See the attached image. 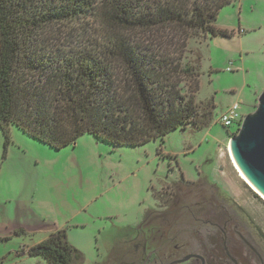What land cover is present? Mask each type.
Returning <instances> with one entry per match:
<instances>
[{"label": "rangeland", "instance_id": "1", "mask_svg": "<svg viewBox=\"0 0 264 264\" xmlns=\"http://www.w3.org/2000/svg\"><path fill=\"white\" fill-rule=\"evenodd\" d=\"M216 26L227 34L190 40L187 53L200 66L197 103L215 105L208 129L115 150L86 135L61 151L18 128L9 135L0 129V264H48L28 251L60 229L81 255L79 264H135L134 243L144 238L157 197L167 199L163 189L200 181L208 192L203 177L221 185L222 213L237 221L264 263V199L230 159L237 125L219 121L237 102L243 118L254 113L264 92V0H236L220 11Z\"/></svg>", "mask_w": 264, "mask_h": 264}, {"label": "trees", "instance_id": "2", "mask_svg": "<svg viewBox=\"0 0 264 264\" xmlns=\"http://www.w3.org/2000/svg\"><path fill=\"white\" fill-rule=\"evenodd\" d=\"M235 1L0 0V129L55 151L86 135L115 150L208 129L215 105L197 103L188 46L227 34L217 19ZM28 254L81 259L65 229Z\"/></svg>", "mask_w": 264, "mask_h": 264}, {"label": "flooded vegetation", "instance_id": "3", "mask_svg": "<svg viewBox=\"0 0 264 264\" xmlns=\"http://www.w3.org/2000/svg\"><path fill=\"white\" fill-rule=\"evenodd\" d=\"M202 179L211 186L208 192L199 189L200 181L189 182L186 188L174 185L170 193L166 192L169 187L163 189L167 199L157 197L158 206L148 217L144 238L134 243L132 252L140 254L135 264H260L259 253L237 221L222 213L224 204L218 191L224 194L219 183ZM193 191L195 197L191 199L188 195Z\"/></svg>", "mask_w": 264, "mask_h": 264}, {"label": "water", "instance_id": "4", "mask_svg": "<svg viewBox=\"0 0 264 264\" xmlns=\"http://www.w3.org/2000/svg\"><path fill=\"white\" fill-rule=\"evenodd\" d=\"M230 151L248 181L264 196V92L256 111L244 118L236 136L230 140Z\"/></svg>", "mask_w": 264, "mask_h": 264}, {"label": "built area", "instance_id": "5", "mask_svg": "<svg viewBox=\"0 0 264 264\" xmlns=\"http://www.w3.org/2000/svg\"><path fill=\"white\" fill-rule=\"evenodd\" d=\"M243 116L240 113V103H235L227 113L220 117V123L226 128H231L234 124L239 125L243 123ZM241 126V125H240Z\"/></svg>", "mask_w": 264, "mask_h": 264}, {"label": "bare ground", "instance_id": "6", "mask_svg": "<svg viewBox=\"0 0 264 264\" xmlns=\"http://www.w3.org/2000/svg\"><path fill=\"white\" fill-rule=\"evenodd\" d=\"M228 150H229V155H230V159L232 161V164H233L235 170L237 171V173L239 174L240 178L242 179V181H244V183H246L256 194L260 195L264 199V196L261 193H259V191L248 181V179L245 177V175L239 169L238 165L236 164L235 160L233 159V156L231 155L230 144H229Z\"/></svg>", "mask_w": 264, "mask_h": 264}, {"label": "crops", "instance_id": "7", "mask_svg": "<svg viewBox=\"0 0 264 264\" xmlns=\"http://www.w3.org/2000/svg\"><path fill=\"white\" fill-rule=\"evenodd\" d=\"M61 230V229H60ZM58 231V230H57ZM44 241V240H43ZM42 242V241H41ZM148 264H150L149 262H148Z\"/></svg>", "mask_w": 264, "mask_h": 264}]
</instances>
